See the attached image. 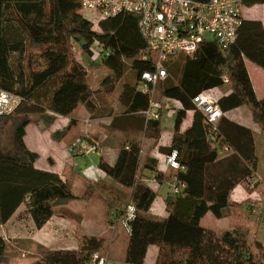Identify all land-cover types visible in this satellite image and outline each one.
Listing matches in <instances>:
<instances>
[{"label": "trees", "instance_id": "16d2710c", "mask_svg": "<svg viewBox=\"0 0 264 264\" xmlns=\"http://www.w3.org/2000/svg\"><path fill=\"white\" fill-rule=\"evenodd\" d=\"M257 3L264 0L246 1L248 5ZM105 20L111 31L100 36L83 15L79 0H0V88L22 97L12 113L0 116V224L23 205V213L40 229L65 203L98 198L107 207L113 225L124 219V207L132 203L135 214L129 222L124 254L129 264H144L151 245L158 248L155 264H264V244L257 240L254 252L242 229L216 232L200 224L207 212L223 217L235 205L232 190L252 178L258 168L251 129L225 113L245 106L264 131V97H256L245 65L249 60L264 69V24L260 20L243 17L234 42L225 50L205 42L191 56L167 58V77L158 81L156 98L160 102L177 100L180 108L170 144L159 150L165 154L176 150L183 170L161 173L155 159H141L138 142L125 140L114 163H98L107 179L87 182L79 197L73 194L70 180L35 167L39 154L24 142L31 115L37 114V123L46 130L54 125L57 115H71L80 104L89 110L92 107L95 90L89 85L87 67L73 55V43L89 57L93 43L101 44L104 51L91 65L108 70L106 89L116 85L127 65L134 71L136 81L124 84L120 95L126 112L142 113L148 105V95L137 90V81L142 72L154 70L156 58L140 34L138 17L121 13ZM172 58L182 59L176 79ZM224 85L229 93L216 101L222 114L213 126L196 109L193 97ZM189 111L193 112L191 123L181 131ZM9 120L13 132L4 143L2 131ZM74 123L70 119L52 138L60 141ZM147 130L157 139L160 119L148 121ZM145 169L155 172L158 187L172 183L173 178L183 185L177 194L165 196V217L150 211L159 190L144 180ZM79 240L76 249H48L28 264H90L91 255L100 253L104 241L95 235ZM5 249L6 240L0 236V260Z\"/></svg>", "mask_w": 264, "mask_h": 264}, {"label": "crops", "instance_id": "0c3cea01", "mask_svg": "<svg viewBox=\"0 0 264 264\" xmlns=\"http://www.w3.org/2000/svg\"><path fill=\"white\" fill-rule=\"evenodd\" d=\"M244 18L257 19L264 24V20L258 17L250 18L244 16ZM245 65L248 74L250 76L256 97L263 98L264 69L260 68L259 66L252 63L249 60H245ZM97 71L98 73L100 72V70ZM107 73L103 71L104 76L99 79L95 78L96 76L93 77V79L95 80L93 85V87L95 88L94 90L99 89L102 86H105L109 83V78ZM136 79L137 78L134 71L130 69V73L127 74L124 72L123 76L120 78V80L116 83V85L112 89L110 90L104 89L101 92L94 93L92 100V107L90 110L84 104H81L82 107L81 109H83L82 110L83 119L81 120L82 124L77 123L78 121L76 117H73V113H72L71 115L68 116L57 115V119L54 125L50 129L42 130L37 122L36 123L31 122L29 125H27L25 129L24 142L30 150L35 151L39 154V158L35 162V167L38 169L56 172L63 179L70 180L72 182L73 194L80 197L85 191L87 182L107 179L105 174L98 167L99 161L102 160L108 164L114 163L120 144L125 140H129L139 143L141 147L140 157L142 160L145 157L153 158L156 161V169L158 171H160L163 174H167V172L169 173L171 169H168L166 167L164 160L166 154L160 151L159 148L168 146L170 144L174 129L175 114L176 111L180 108V103L174 99H163L161 101L163 105V110L160 116V132H159V137L157 139H154L150 131L147 130V132L146 131L144 132L146 127V122L144 121L143 114L126 112L120 100V95L123 89V85L127 83H134ZM93 87L91 86L92 89ZM209 92H211L210 94L217 101L218 98L229 93V88L227 87V85H224L219 88L210 89ZM192 115H193L192 111L187 112L186 119L183 121L181 125V131H184L190 125L192 120ZM225 115L230 120L245 125L251 129L255 140L256 153L258 156L259 154H258L257 138L260 137V134L264 135V131L260 132V130H257L258 129L257 126L251 122L252 118L251 116H249L250 111L248 112L245 106H240L226 112ZM70 119L75 120V123L71 126L70 130L66 134V136H68L70 133V136L66 141V143H65L66 136L62 138L60 141L54 140L51 134L54 131L60 130L63 127L67 126ZM30 125L31 127L29 130ZM79 137H86L90 141L95 143L99 148V153L92 154L88 157L80 156L83 162H80L78 156H73L69 154L68 152L69 146ZM263 157H264V151H263ZM86 165L90 167L93 166L94 168L92 167L87 168ZM83 166H85L86 168H82ZM258 172L260 171H258L257 169L252 178H250L246 182H242L236 185V187L231 192L232 201L236 202L237 204L242 203L241 200L244 199L246 195H250L252 193H253L252 196L254 197V194H256L257 192L256 190H252L253 184H255L256 182L259 183V186L262 183L264 184V181L262 182ZM142 174L144 176V180H148V182L153 188L158 187L155 182V172L145 169L142 171ZM163 185H168L169 189L167 188L168 189L167 193L162 197L161 205H158L156 208H153V204L155 202L154 200L150 209L153 215L160 218L165 217L167 215L166 208L164 205V198L167 194L170 193V186L166 182L163 183L161 186H159L158 190L160 191ZM94 200H95L94 198H91L87 201L81 199H75L65 203L64 205H68V207H70L68 208V210H70V212L72 213H75V210L72 208L73 207V204H71L72 202L74 203V202L84 201L86 204L85 210L87 209L89 210L91 208L90 206L92 205L95 206ZM100 202L103 204L101 200ZM22 206H20L16 210L14 215L5 224H0V226H8V225L10 226L13 224V222H16L18 220L16 219V214L17 213L20 214V212L24 211L25 209L24 207V209L22 208L23 210H21ZM102 207L101 206L99 208L96 207V210L98 211L100 216L99 219L96 221V225L92 227V228H96L97 226L99 231H96L95 233L90 232L89 233L90 235L104 237L103 231L104 230L107 231V225H104V222L102 220L104 216L103 209L105 208ZM69 221L70 219L66 216L60 215L56 217L55 215H53L42 228L36 229L34 227V234L32 237L34 239H37L34 236H39L40 232L43 231L46 227H48L49 224L51 223L52 226L55 227L57 225L62 226L65 223H69ZM224 221H226L224 217L216 218L214 215H212L211 212H207L201 218L200 224L214 231L217 230L216 232H222L233 228L228 226L223 229H220L221 227H223ZM30 223L34 225L32 221ZM215 223L216 225L212 227V225ZM82 225L83 224H80L82 228L87 229L85 226L83 227ZM125 247L122 250V252L124 251V254H125ZM66 248H71V247H66ZM75 248L76 247H72L71 249H75ZM157 254H158V248L154 245L149 246L147 249L144 264H155ZM123 261H124V255L123 257L121 256L119 257L118 255L114 256V252H112L111 250L110 259L107 258L105 264H115V262L120 263Z\"/></svg>", "mask_w": 264, "mask_h": 264}, {"label": "built area", "instance_id": "2783aa9c", "mask_svg": "<svg viewBox=\"0 0 264 264\" xmlns=\"http://www.w3.org/2000/svg\"><path fill=\"white\" fill-rule=\"evenodd\" d=\"M81 11L95 14L94 19L105 20L121 13L138 17V28L149 50L156 58L154 70L144 71L137 81V90L148 95V105L142 111L144 121L160 119L163 105L156 98L158 81L167 77L165 63L171 55H193L205 42H213L225 50L234 42L241 25L242 7L247 0H79ZM94 20V21H95ZM76 43L72 44L75 50ZM91 59L98 60L104 49L98 41L91 46ZM146 58V54L142 55ZM22 97L0 88V116L12 113L21 103ZM193 103L215 126L222 112L209 90L193 97ZM73 156L88 157L98 154V146L86 137L77 138L68 148ZM166 167L183 170L173 150L164 157ZM170 193L177 194L181 185L176 178L169 184ZM124 219L120 222L125 229L134 219L132 203L124 207ZM98 252L90 257V264H105Z\"/></svg>", "mask_w": 264, "mask_h": 264}, {"label": "rangeland", "instance_id": "374dc122", "mask_svg": "<svg viewBox=\"0 0 264 264\" xmlns=\"http://www.w3.org/2000/svg\"><path fill=\"white\" fill-rule=\"evenodd\" d=\"M242 14L243 17L244 16L250 18L258 17L264 20V3L262 4L257 3L253 5L245 4L242 7ZM83 15L92 22H94L93 30H95L100 36H106L107 33L111 31L110 29L111 25L107 24L106 20H101L98 18L97 20H95L94 19L95 14L90 12L87 13L83 12ZM72 51L75 58H77L84 65H86L88 71V82L89 85L93 87L95 82L93 77L96 76L95 78L97 79L102 78L104 76L103 71L107 73L108 70L102 66H97V64L92 66L90 64L91 63L90 60L92 59L89 57L90 58L89 60L87 54L86 53L83 54L81 48L77 44L75 50ZM180 56H184V55H180ZM172 61L174 62L172 65L174 71L173 75L176 79L180 73V69L182 66V59L172 58L171 62ZM166 63L169 64V61H166ZM97 70H100L99 72L100 74L98 73ZM125 73L127 74L130 73L129 65L126 66ZM105 86L96 89L95 93L101 92L104 89H106ZM94 89L95 88L93 87V90ZM81 108L82 107L80 104L73 111V117H76L78 124H82L81 120L83 119L82 116L83 109ZM247 110L249 112L248 108ZM249 116H251V113ZM31 117L33 119L32 122L34 123L38 122L39 116L37 114L31 115ZM251 122L257 126L258 128L257 130L263 132L262 127L258 123H256L253 119H251ZM30 127L31 125L29 126V130ZM12 132H13L12 120H9L5 124L2 131V140L4 143L8 142L11 139ZM69 136L70 133L68 136H66L65 143L68 140ZM257 144H258V154H259L257 169L258 171H260L258 173L263 182L264 181V176H263L264 175V157H263L264 135L260 134V137L257 138ZM78 157L80 159V162H83L82 158L80 156ZM86 167L94 168L93 166L90 167L88 165H86ZM86 167L83 166L82 168H86ZM167 188L168 185H163L161 187L158 193V197L155 199V202L153 204V208H156L158 205H161L162 197L167 193V190L169 189ZM252 190H256L257 192L256 194H254V197L252 196L253 194L252 193L250 195H246V197L241 200L242 203L237 204L236 202L232 201L235 205L230 206L227 209L225 215L223 216L226 221H224V225L220 229H223L228 226L242 229V231H245L247 233L248 243L250 244L253 251L256 252L255 250L256 241L258 240L262 244H264V184L262 183L259 186V183L256 182L255 184H253ZM94 199H95L94 205L96 207L99 208L100 206L101 207L103 206L105 208L103 209L104 216L102 220L104 222V225H107V231L105 230L103 231L104 237L103 236L100 237L104 241L103 249L100 251V254L105 258V260L107 258L110 259V251L112 250V252H114V256L118 255L119 257L120 256L123 257L124 251L122 252V250L126 246L128 231L120 222L113 225L109 223L108 216L110 215V213L108 216L106 215L107 207L105 206L104 203L102 204L100 202L101 199L98 198H94ZM125 202H127V200ZM71 204H73L72 208L75 210V213H72L70 212V210H68V208H70L68 207V205L61 206L60 208L56 209L55 212L56 217L60 215L68 217L70 219L69 223H65L66 225L64 224L62 226L57 225L55 227L52 226L51 223L49 224L48 227H46L43 231L40 232L39 236H34L37 239H34L32 237L34 234L35 226L30 223L31 222L30 218L27 215H25L23 211H21L20 214L18 213L16 214V219L18 220L16 222H13L12 225L0 226V236H2L6 240L5 253L0 260V264H28L30 262L40 259L44 251L48 249H58V248H66V247L77 248L79 246L80 237L84 235L90 236L89 234L90 232L95 233L96 231H99L97 226L96 228H92L93 226L96 225V221L99 219L100 216L95 206L92 205L90 206L91 208L89 210L88 209L85 210L86 204L84 201L74 202V203L72 202ZM22 208L24 209V206L21 207V210H23ZM80 224H83L82 226L83 227L85 226L87 229L82 228ZM214 225H216V223L213 224L212 227ZM115 264H129V263L123 261L120 263L115 262Z\"/></svg>", "mask_w": 264, "mask_h": 264}]
</instances>
